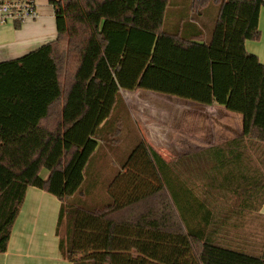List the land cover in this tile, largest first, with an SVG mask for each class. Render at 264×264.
Here are the masks:
<instances>
[{"label": "trees", "instance_id": "16d2710c", "mask_svg": "<svg viewBox=\"0 0 264 264\" xmlns=\"http://www.w3.org/2000/svg\"><path fill=\"white\" fill-rule=\"evenodd\" d=\"M51 2L56 38L0 62V252L34 186L62 202L60 248L72 264H264V243L238 232L264 204V60L245 47L261 37L264 0ZM180 5H217L209 41L194 19L166 28ZM140 89L241 114L243 134L173 163L142 140L109 200L87 203L107 121L122 90ZM157 198L158 208L125 213Z\"/></svg>", "mask_w": 264, "mask_h": 264}, {"label": "rangeland", "instance_id": "374dc122", "mask_svg": "<svg viewBox=\"0 0 264 264\" xmlns=\"http://www.w3.org/2000/svg\"><path fill=\"white\" fill-rule=\"evenodd\" d=\"M122 96V104L115 108L112 117L107 121L112 134L107 137V141L101 142L91 162L92 173H101L103 183L84 184V189L91 195H84L83 198L86 202L92 200L89 201L90 204L99 205L108 201L107 186L120 171H125L122 169L123 164L132 149L142 140L167 163H173L189 154L242 136L243 120L237 116L239 114H231L233 112L220 106H203L171 95L141 89L122 90ZM48 175L49 170L42 169L41 176L46 179ZM182 175L184 178L193 176L185 172ZM212 193L219 195L218 190H212ZM159 205L157 198L155 201L139 204L125 213L139 214L151 207L158 208ZM246 215L244 225L238 232L243 239L252 243H264V204L259 213L250 212ZM66 220L65 217L62 223L63 238L66 237Z\"/></svg>", "mask_w": 264, "mask_h": 264}, {"label": "crops", "instance_id": "0c3cea01", "mask_svg": "<svg viewBox=\"0 0 264 264\" xmlns=\"http://www.w3.org/2000/svg\"><path fill=\"white\" fill-rule=\"evenodd\" d=\"M35 1L40 5L41 16L38 19L27 20L23 23L9 22L0 26V62L21 57L56 38V16L52 0ZM187 9L186 6L181 5L168 9L166 28L170 31L176 30L181 23L186 21V18L194 19L203 29L204 39L209 41L218 7L209 6L206 9H201L200 14L190 10L189 12ZM207 25L210 27L208 28ZM259 27L261 37L257 40H246L245 47L248 52L256 54L263 61L264 7L260 11ZM207 35L210 36L207 37ZM192 102L203 106H212ZM237 116L243 120L241 114ZM101 177V173H92L90 168L86 183L88 185L101 184L103 183ZM40 190L42 189L34 186L28 187L19 214L12 226L7 251L0 252V264H72L64 257L60 248V240L63 236L62 225L58 232V221L62 202L55 195H47L49 192ZM83 195H91V193L85 190ZM83 195L80 198H83ZM89 201L92 202V200H87V203Z\"/></svg>", "mask_w": 264, "mask_h": 264}, {"label": "built area", "instance_id": "2783aa9c", "mask_svg": "<svg viewBox=\"0 0 264 264\" xmlns=\"http://www.w3.org/2000/svg\"><path fill=\"white\" fill-rule=\"evenodd\" d=\"M40 16V5L35 0H0V25L9 22L23 23Z\"/></svg>", "mask_w": 264, "mask_h": 264}]
</instances>
